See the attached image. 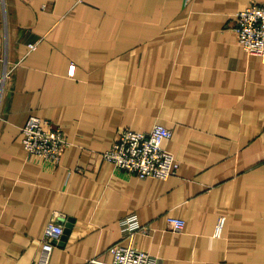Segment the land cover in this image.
<instances>
[{"label": "crops", "instance_id": "obj_1", "mask_svg": "<svg viewBox=\"0 0 264 264\" xmlns=\"http://www.w3.org/2000/svg\"><path fill=\"white\" fill-rule=\"evenodd\" d=\"M251 2L0 0V264H34L50 220L64 232L48 264H102L129 242L156 264H264V62L234 30ZM29 115L64 131L58 164L27 156ZM154 124L175 174L102 157L123 127ZM131 213L146 230L130 238Z\"/></svg>", "mask_w": 264, "mask_h": 264}, {"label": "built area", "instance_id": "obj_2", "mask_svg": "<svg viewBox=\"0 0 264 264\" xmlns=\"http://www.w3.org/2000/svg\"><path fill=\"white\" fill-rule=\"evenodd\" d=\"M234 30L237 41L248 55H256L264 62V4L251 2L235 13ZM31 48L34 45H30ZM10 72L4 68L0 71V91ZM73 75L74 66H69ZM22 144L28 157H35L52 165L59 163L63 149L68 144L66 135L60 126L35 115H29L21 128ZM172 132L161 124H154L149 130L136 131L123 127L118 138L102 152V157L114 167L135 174L139 178L157 177L165 179L176 173L179 163L163 143ZM168 226L179 231L184 220L179 217H166ZM120 229L129 237L137 231H145L134 214H128L120 221ZM221 230V222L215 225L214 234ZM63 234L61 223L50 220L44 227L39 239V252L34 264H48L55 242ZM110 260L102 264H156V259L145 250L137 249L127 243H114L108 247ZM100 264L96 258L87 261Z\"/></svg>", "mask_w": 264, "mask_h": 264}, {"label": "water", "instance_id": "obj_3", "mask_svg": "<svg viewBox=\"0 0 264 264\" xmlns=\"http://www.w3.org/2000/svg\"><path fill=\"white\" fill-rule=\"evenodd\" d=\"M64 232V231H63Z\"/></svg>", "mask_w": 264, "mask_h": 264}]
</instances>
